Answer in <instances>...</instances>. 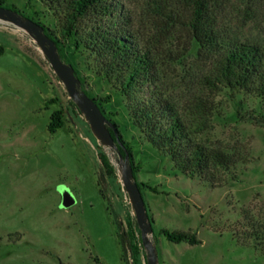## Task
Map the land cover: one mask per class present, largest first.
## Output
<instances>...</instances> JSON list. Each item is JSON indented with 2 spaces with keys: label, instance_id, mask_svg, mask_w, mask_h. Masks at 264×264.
Here are the masks:
<instances>
[{
  "label": "rangeland",
  "instance_id": "obj_1",
  "mask_svg": "<svg viewBox=\"0 0 264 264\" xmlns=\"http://www.w3.org/2000/svg\"><path fill=\"white\" fill-rule=\"evenodd\" d=\"M146 1L118 0L140 32L160 34V79L181 104L201 91L206 59L197 54L183 0H167L176 2L182 23L169 28ZM5 5L0 6L57 35L56 18L40 0H6ZM213 15L205 26L219 35L264 43V0H228ZM61 48L65 63L76 71L79 90L95 100L110 96L97 105L111 113L105 117L130 145L132 161L139 165L135 181L156 188L142 187L140 193L157 263L264 264V255L238 244L230 230L241 209L255 221L264 220V99L227 89L210 95L215 109L197 140L241 156L225 175L226 183L210 188L175 172L170 160L142 138L128 119L124 97L94 73L86 52ZM70 101L32 38L0 21V264H97L94 257L99 264H146L143 246L133 257L126 242L127 222L135 220L120 180L122 158L113 145L98 141ZM54 109L62 111L63 122L49 134L46 124ZM98 152L106 155L113 173H105ZM63 187L74 198L67 208L59 206ZM161 229L193 231L199 243L167 241Z\"/></svg>",
  "mask_w": 264,
  "mask_h": 264
},
{
  "label": "trees",
  "instance_id": "obj_2",
  "mask_svg": "<svg viewBox=\"0 0 264 264\" xmlns=\"http://www.w3.org/2000/svg\"><path fill=\"white\" fill-rule=\"evenodd\" d=\"M40 1L56 18L57 35L40 22L36 23L53 40L60 59L65 62L61 45L73 51L86 52L94 73L124 97L131 124L147 143L170 160L175 172L195 178L210 188H219L226 183L225 175L241 160V156L197 140V135L208 129L215 109L210 95L227 89L264 99V43L227 38L205 26L206 19L213 17L217 7L228 0H183L190 13L187 26L198 45L197 54L203 55L207 64L199 81L201 91L192 93L181 104L168 94L166 84L160 79L163 63L157 51L160 34L140 32L118 0ZM5 3L6 0H0V5ZM145 3L164 28L182 24L178 21L176 2L174 5L167 0H147ZM10 7L14 8L12 4ZM109 98L107 94L97 100L108 102ZM91 99L97 104V100ZM110 114L106 112L105 116ZM109 121L113 146L122 159L126 156L134 177L139 165L132 161L131 147L123 139L117 124L110 118ZM62 122V111L54 109L49 114L46 131L53 134ZM97 157L105 173H113L106 155L98 152ZM231 176L234 178L233 174ZM136 184L139 190L147 187L156 192L155 187L144 182ZM238 217L234 227L230 228L232 237L238 244L250 245L264 255V220L255 221L242 209ZM127 225L126 242L134 257L141 245L139 229L136 222H127ZM160 233L173 243H199L193 231L161 229ZM152 237L155 240L154 234ZM133 239L138 245L131 242ZM124 241L121 239V244ZM93 260L99 264L97 257Z\"/></svg>",
  "mask_w": 264,
  "mask_h": 264
},
{
  "label": "water",
  "instance_id": "obj_3",
  "mask_svg": "<svg viewBox=\"0 0 264 264\" xmlns=\"http://www.w3.org/2000/svg\"><path fill=\"white\" fill-rule=\"evenodd\" d=\"M2 20L11 22L32 38L48 61L52 71L63 84L68 97L87 121L93 135L102 145L112 146L113 140L108 130V128H112L111 122L105 117L96 102L82 90H79V79L74 74L73 67L60 59L53 40L43 32V27L29 18L22 17L16 11L0 6V21ZM120 180L139 229L140 243L145 249L146 264H158L155 247L148 238V234L152 232L151 224L148 221L143 198L134 180L131 167L127 163L126 156L120 162ZM73 203L74 198L71 193L63 187L60 190L59 206L67 208Z\"/></svg>",
  "mask_w": 264,
  "mask_h": 264
}]
</instances>
